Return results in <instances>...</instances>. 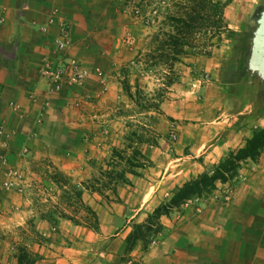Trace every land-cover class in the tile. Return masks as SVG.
I'll return each instance as SVG.
<instances>
[{
    "label": "crops",
    "instance_id": "obj_1",
    "mask_svg": "<svg viewBox=\"0 0 264 264\" xmlns=\"http://www.w3.org/2000/svg\"><path fill=\"white\" fill-rule=\"evenodd\" d=\"M216 1L225 4L221 44L161 106L169 118L160 121L163 135L175 132L176 140L143 145L151 166L111 201L83 194L96 229L87 219H44L25 193L0 187V264H19L22 231L33 264H264V151L242 163L228 200L221 190L194 197L159 218L162 229L146 247L128 243L176 190L264 128V71L251 64L264 0ZM64 26L70 44L59 52ZM146 32L121 0H0V184L9 168L77 176L116 145L117 104L128 101L121 69L134 72ZM47 60L76 62L87 76L74 82L69 72L53 89Z\"/></svg>",
    "mask_w": 264,
    "mask_h": 264
},
{
    "label": "rangeland",
    "instance_id": "obj_2",
    "mask_svg": "<svg viewBox=\"0 0 264 264\" xmlns=\"http://www.w3.org/2000/svg\"><path fill=\"white\" fill-rule=\"evenodd\" d=\"M121 1L127 8L129 7L133 17L142 21L147 27V32L139 40L136 59L131 64L134 72L128 77V69H121V83L128 101L117 104V115L122 117L117 121L118 132L123 133L116 137V145H110L97 152L98 156L89 160L88 165L84 166L77 176L71 177L58 168L48 166L18 169L17 182L22 187L21 192L26 194L35 210L40 213V217L51 222L56 217L66 214L79 221L88 218V222L95 225V220L86 212L85 208L90 206L85 203L83 194L96 193L102 201H111V195L116 193L119 186L129 184L132 176L140 175L142 170L151 166V160L142 150L143 145L155 147L162 137L168 139L169 135L172 141L176 140L175 132L163 135L164 128L160 121L162 118L168 121L169 118H165L162 103L169 99L171 87L183 84L188 78L189 71L200 66L203 57L221 44L219 41L221 36L211 38L213 31L208 23H204L198 30L200 35L191 41L192 47H184V54L180 61L176 62L172 59V47L163 51L162 42L166 41L169 35H177L171 18L181 12L188 13L195 5V0ZM206 16L205 18H210L211 21L217 18L212 12ZM238 171L228 172V181L218 182L216 190L231 193L235 188ZM220 184L222 189L218 187ZM79 192L83 193L81 200L77 196ZM206 196L203 194L201 197ZM93 200H96V197L91 199ZM163 205L165 204L161 206ZM151 223L152 225H146L140 232H134L132 240L142 239L144 246L149 243L162 229L158 220L154 219ZM19 235L22 238L16 248L19 257L26 254L27 259H34L35 256L23 247V238L26 239V235L30 234L22 231ZM132 244L133 242L129 245Z\"/></svg>",
    "mask_w": 264,
    "mask_h": 264
},
{
    "label": "trees",
    "instance_id": "obj_3",
    "mask_svg": "<svg viewBox=\"0 0 264 264\" xmlns=\"http://www.w3.org/2000/svg\"><path fill=\"white\" fill-rule=\"evenodd\" d=\"M195 5L190 8L188 13L181 12L171 18L173 22V28L177 31V35H169V38L162 42L161 49L172 47L173 56L172 59L176 62L180 61V57L184 54V47H192L191 41L198 36V30L204 26V23H208L213 31L211 38L221 36L222 33L227 31V25L224 22L223 11L225 4L216 0H195ZM209 12H212L217 18L211 21L210 18L206 19L205 16ZM207 17V16H206ZM185 31L187 32L185 34ZM193 37V38H191ZM209 40V38H207ZM264 151V128L256 131L251 138L246 140L245 146L239 150L231 151L230 154L217 164L212 171L204 172L198 175L195 179L187 182L183 187L176 190L173 198L167 204L159 207L155 210L154 214L149 216L147 225H152L154 219L159 220L162 215L168 214L171 209L179 207L184 202L194 198L201 197L203 194L211 195L216 190L217 183H226L228 181V172L238 171L243 162L246 160H256ZM237 174V173H236ZM82 192L77 194L81 200ZM86 212L92 216L93 220H96L95 212L86 207ZM62 218H67L75 221L74 218L69 217L66 214L61 215ZM88 219V218H87ZM88 223V220H87ZM150 226H148L149 228ZM93 228H97L95 225ZM143 228L137 227L135 232H140ZM141 234V233H140ZM136 238V237H135ZM138 239V238H136ZM132 236L129 238L128 243L131 244ZM148 242L145 246H147ZM35 259H27L26 254H22L19 257V264H33Z\"/></svg>",
    "mask_w": 264,
    "mask_h": 264
},
{
    "label": "built area",
    "instance_id": "obj_4",
    "mask_svg": "<svg viewBox=\"0 0 264 264\" xmlns=\"http://www.w3.org/2000/svg\"><path fill=\"white\" fill-rule=\"evenodd\" d=\"M64 41L59 43L58 50L61 52L67 46L70 44V37L68 34V30L64 26ZM70 72L71 74V80L74 82L82 81L87 76V71L82 68V66L76 62H63V61H52L47 60V62L44 65L43 73L48 77L50 83L53 85V89H60L61 85L66 81V76ZM69 81V82H70ZM1 98V93H0ZM2 161L4 164L7 163L6 157L4 155L1 156ZM18 170L15 168H9L5 173V179L0 184V187L3 189L8 190H15V191H22V187L17 182V179L19 178ZM230 197V193L227 191H223V198L224 200H228ZM130 264V261L128 262Z\"/></svg>",
    "mask_w": 264,
    "mask_h": 264
},
{
    "label": "water",
    "instance_id": "obj_5",
    "mask_svg": "<svg viewBox=\"0 0 264 264\" xmlns=\"http://www.w3.org/2000/svg\"><path fill=\"white\" fill-rule=\"evenodd\" d=\"M251 64L254 68L264 71V13L260 19V25L254 39Z\"/></svg>",
    "mask_w": 264,
    "mask_h": 264
}]
</instances>
